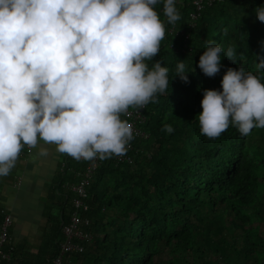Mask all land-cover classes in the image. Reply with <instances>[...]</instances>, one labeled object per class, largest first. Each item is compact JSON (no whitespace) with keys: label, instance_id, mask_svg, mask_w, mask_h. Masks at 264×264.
Segmentation results:
<instances>
[{"label":"trees","instance_id":"1","mask_svg":"<svg viewBox=\"0 0 264 264\" xmlns=\"http://www.w3.org/2000/svg\"><path fill=\"white\" fill-rule=\"evenodd\" d=\"M192 1L178 0V28L186 29ZM262 3L223 0L204 7L189 29L188 53L168 49L170 41L180 39H161L153 62L169 69V89L148 102L143 129L149 137L134 144L149 157L119 165L111 158L101 161L86 187L88 210L79 213L90 221L85 231L91 239L65 264H264V127L241 136L230 123L209 138L195 118L202 111L201 91H219L227 68L242 67L264 83V24L253 13ZM154 10L170 25L163 0ZM209 40L235 50V63L222 51L220 71L212 77L196 68ZM178 60L185 64L188 83L174 76ZM145 63L151 67L152 61ZM165 124L171 133L162 130ZM86 162L65 157L67 167L76 170ZM66 181H76L75 175L59 173L51 190L43 244L12 264H46L57 254L73 198L61 186Z\"/></svg>","mask_w":264,"mask_h":264},{"label":"clouds","instance_id":"2","mask_svg":"<svg viewBox=\"0 0 264 264\" xmlns=\"http://www.w3.org/2000/svg\"><path fill=\"white\" fill-rule=\"evenodd\" d=\"M158 2L0 0V176L23 145L35 147L38 139L76 160L125 154L133 133L120 114L169 89V69L153 62L165 33L153 8ZM177 3L163 0L169 24L180 19ZM253 13L264 24V3ZM222 51L235 63L232 46L209 40L196 68L216 75ZM178 61L174 76L188 83ZM201 95L195 118L202 135L215 138L230 123L241 136L264 127V83L244 68H227L220 90ZM162 130L173 131L169 124Z\"/></svg>","mask_w":264,"mask_h":264},{"label":"built area","instance_id":"3","mask_svg":"<svg viewBox=\"0 0 264 264\" xmlns=\"http://www.w3.org/2000/svg\"><path fill=\"white\" fill-rule=\"evenodd\" d=\"M223 0H193L191 5L193 11L189 14V21L185 28H178L175 23L165 25V33L163 38L180 39L178 43L170 41L168 49L176 54H185L191 51L187 46L189 38V29L193 27V21L199 16L204 7L211 6L215 3L222 2ZM156 4L153 6L155 9ZM148 103L137 107L129 106V108L120 114V119L126 121L132 126L133 138L127 144V151L123 156H111L110 158L115 165L131 164L137 158L149 157V153L145 152L142 148L136 147L134 144L137 140L145 141L148 139V133L143 129L146 122L144 115ZM26 149L31 147L25 145ZM100 159L94 158L87 160L82 170L72 169L67 167L65 161L60 164V173L64 174L65 171L71 172L75 175L76 181H66L61 186L63 189L68 190L73 198L70 201L71 212L68 222L61 227V235L63 241L60 243L57 254L50 259L46 264H65L67 263V256L71 254H80L84 251L83 243H88L91 236L85 231L89 227L90 221L86 217H81L80 212H87L88 206L85 203L87 197L86 187L89 185L95 170L101 164ZM12 220L10 214L0 207V264H12L15 260L12 252L14 248L10 243V226Z\"/></svg>","mask_w":264,"mask_h":264},{"label":"crops","instance_id":"4","mask_svg":"<svg viewBox=\"0 0 264 264\" xmlns=\"http://www.w3.org/2000/svg\"><path fill=\"white\" fill-rule=\"evenodd\" d=\"M24 146L13 168L6 176H0V207L11 216L10 243L16 259L34 255L44 242L45 207L50 202L60 164L67 156L58 152L54 144L40 139L35 147ZM42 148L46 150L43 154Z\"/></svg>","mask_w":264,"mask_h":264},{"label":"rangeland","instance_id":"5","mask_svg":"<svg viewBox=\"0 0 264 264\" xmlns=\"http://www.w3.org/2000/svg\"><path fill=\"white\" fill-rule=\"evenodd\" d=\"M164 257H165V259L167 258L166 254H165V256H164ZM165 259L163 258V261H164Z\"/></svg>","mask_w":264,"mask_h":264}]
</instances>
